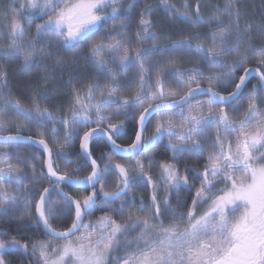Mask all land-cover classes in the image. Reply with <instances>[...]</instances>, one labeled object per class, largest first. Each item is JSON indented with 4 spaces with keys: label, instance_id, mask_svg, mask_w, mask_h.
<instances>
[{
    "label": "snow or ice",
    "instance_id": "obj_1",
    "mask_svg": "<svg viewBox=\"0 0 264 264\" xmlns=\"http://www.w3.org/2000/svg\"><path fill=\"white\" fill-rule=\"evenodd\" d=\"M0 222V264H264V2L0 0Z\"/></svg>",
    "mask_w": 264,
    "mask_h": 264
},
{
    "label": "trees",
    "instance_id": "obj_2",
    "mask_svg": "<svg viewBox=\"0 0 264 264\" xmlns=\"http://www.w3.org/2000/svg\"><path fill=\"white\" fill-rule=\"evenodd\" d=\"M150 3H158V0H149ZM172 3L176 4L177 6L180 5L182 0H171ZM189 2H194V0H189ZM210 2H213V0H205V4H209ZM220 3L223 2V0H219ZM264 2V0H244L245 7L247 8L248 14L251 17H254L257 22H260V15H261V4ZM207 11H211L213 9L209 8L206 9ZM202 11H205V9H202ZM155 22L157 23V33L163 37V39L157 41V43L161 45H167L170 40H175V39H180V29L187 27L186 25L182 24L179 20H177L175 23L172 22L171 18L163 11L162 8L157 9L156 16L154 17ZM202 32H206L207 29H201ZM100 35H103L102 33ZM152 42H149V45ZM149 45H145L146 47ZM47 50V49H46ZM59 55L61 58L64 60L68 61L72 59V53L71 52H66L65 50L61 49L59 52ZM7 63V62H5ZM79 70L81 74H84L85 72H91V69L86 65V64H81L79 66ZM10 74L12 76L11 80V87L15 91L21 83L23 82H29V83H37L39 81V78L45 74L47 71L51 75L56 77V83H59L60 80V73L57 72L54 68H48L44 69L43 67H34L31 70H26L22 66V61H13L10 64L9 67ZM65 79H67V74H65ZM256 81L253 80L252 83H255ZM249 88H251V85H249ZM19 95V93H16ZM55 95V93H54ZM204 98V97H201ZM243 103V101H242ZM120 143H126L127 138H124L119 141ZM21 150L24 151L23 146H21ZM107 150L106 147H100L97 151H94V155H97L98 152L100 151H105ZM40 153H37L39 155ZM21 167H24V165H21ZM61 167H64L63 163H61ZM27 170V169H26ZM84 174V173H83ZM82 174V175H83ZM27 183V181H25ZM15 187V185H13ZM69 190V189H66ZM70 191V190H69ZM140 194L147 195L146 193L143 192V189L139 192ZM182 200V196H181ZM182 210V209H181ZM142 215H148L149 213L144 212L141 213ZM70 223V222H69ZM4 222H0V227H4ZM60 226L63 227L64 224L61 222ZM34 231V230H33ZM32 234V233H29ZM39 238V237H37ZM14 264H19V260L17 257H13Z\"/></svg>",
    "mask_w": 264,
    "mask_h": 264
},
{
    "label": "flooded vegetation",
    "instance_id": "obj_3",
    "mask_svg": "<svg viewBox=\"0 0 264 264\" xmlns=\"http://www.w3.org/2000/svg\"><path fill=\"white\" fill-rule=\"evenodd\" d=\"M204 98H206V97H204ZM203 99V98H202ZM108 150V149H107ZM107 150H105V151H107ZM99 155V152L97 153V155L96 156H98ZM185 160H187V158H185ZM188 163H191L192 164V166L193 167H199V165L198 164H195V163H193L192 161H187ZM87 170H85V172H86ZM83 174V173H82ZM70 190V189H69ZM139 192L141 191V189L140 190H138ZM181 196H182V201H186L187 199H188V196H189V193L188 192H186V191H184V192H182L181 193Z\"/></svg>",
    "mask_w": 264,
    "mask_h": 264
}]
</instances>
